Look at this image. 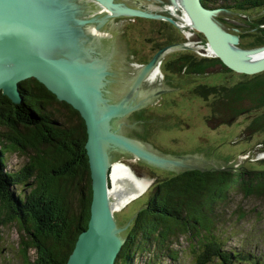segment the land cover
<instances>
[{
    "label": "trees",
    "instance_id": "obj_1",
    "mask_svg": "<svg viewBox=\"0 0 264 264\" xmlns=\"http://www.w3.org/2000/svg\"><path fill=\"white\" fill-rule=\"evenodd\" d=\"M201 2L239 14L264 11V0H231V6H217L218 0ZM248 25L247 32H256L250 47L264 46V15ZM199 39L206 47L204 37ZM178 61L166 66L194 75H206L210 69L232 72L215 57L196 60L185 55ZM194 92L213 99L205 117L209 128L232 125L239 116L264 106V73L231 87L201 85ZM19 93L21 102L14 104L0 92V242L1 228L14 223L25 233L20 241L25 264H66L90 215L85 125L77 111L33 78L19 83ZM259 131H264V115L253 119L243 134ZM17 152L28 154L26 165L17 172L6 170L5 154ZM227 168L183 170L155 180L124 235L115 264H174L181 241L192 246L193 264L239 259L222 253L218 228L235 194L264 200V166ZM29 251L34 252L33 260Z\"/></svg>",
    "mask_w": 264,
    "mask_h": 264
},
{
    "label": "water",
    "instance_id": "obj_2",
    "mask_svg": "<svg viewBox=\"0 0 264 264\" xmlns=\"http://www.w3.org/2000/svg\"><path fill=\"white\" fill-rule=\"evenodd\" d=\"M88 1L97 7L95 12H90ZM168 5L166 8L173 10L176 15L172 16L180 24L155 10L132 8L118 0H0L2 95L19 104V83L33 78L58 101L77 111L85 125L90 215L66 264H115L124 243L120 235L130 224L118 228L109 197L112 152L129 154L151 168L170 173L206 170L185 157L163 155L120 132L122 119L143 107L152 96L141 98V87L162 58L174 50L192 47L172 44L159 49L137 70L125 93L116 100L111 88L119 84V79L111 68L113 54L101 50V30L106 24L115 18L166 21L202 35L210 54L230 71L245 76L264 72V46L238 48V30L227 32L215 19L224 9L205 7L201 0H168Z\"/></svg>",
    "mask_w": 264,
    "mask_h": 264
},
{
    "label": "rangeland",
    "instance_id": "obj_3",
    "mask_svg": "<svg viewBox=\"0 0 264 264\" xmlns=\"http://www.w3.org/2000/svg\"><path fill=\"white\" fill-rule=\"evenodd\" d=\"M220 5L231 6L232 2L231 0H218L217 6ZM227 11L224 9L215 19L225 31L230 33L237 29L236 26H239L243 35H238V48L251 49L250 46L255 41L256 32L253 30L247 32L248 24L250 20L260 16L261 10L251 9L242 14L235 10ZM143 23L131 24L127 20V23L123 24L124 28H115L113 32L117 37L116 45L121 55L127 58L128 64L131 65L145 62L148 58L146 55H149L147 44L149 40H161L170 30L165 29L161 38L155 34L156 25ZM143 29H148V32L142 31ZM172 32L180 40L177 31L172 30ZM144 38L149 39L148 42ZM197 40L201 39L197 37ZM200 46L204 49H198L195 46L190 52L196 60L214 57L206 52L203 43H200ZM178 56L179 53L166 56L160 66L162 77L151 83L149 89L142 88L140 93L141 98L152 96L147 99L148 102L143 107L122 119L120 132L126 137L149 145L163 155L185 157L193 165L202 168L232 166L233 168L256 169L263 167L264 164L260 161L264 160V131L256 132L251 136L244 135L243 131L253 119L264 115V106L239 116L232 125L209 128L205 123V117L210 115V103L213 99L211 97L204 99L194 92L201 85L231 87L248 80L250 76L219 69H210L206 75L176 74L173 68L168 69L166 63ZM126 67L127 72L119 74L120 85L115 84L111 88L116 100L125 93L127 85L136 73L131 66L126 65ZM160 90H165V92L162 95L156 94ZM241 106L248 107V104L243 103ZM110 156L112 168L114 163H121L131 169L137 178L148 184L143 194L113 212L118 228H122L127 223L131 225V218L143 208L155 180L169 176L170 172L151 168L129 154L112 152ZM5 158L6 170L17 172L26 165L28 154L7 153ZM111 186L110 180L109 188ZM227 209L224 223L219 225L217 233L222 253H236L240 256V260L233 259L231 264H264V200L255 197L245 198L235 194ZM128 228L121 233V237L124 238ZM23 234L25 235L14 223L1 228L0 264H25L20 253V241ZM191 247L190 243L181 241L177 248L179 252L177 261L174 264H193L194 257ZM33 253L29 251L31 260H33ZM238 261L241 262L237 263ZM141 263H145L144 259ZM172 263L167 261L164 264ZM217 264L223 263L217 262Z\"/></svg>",
    "mask_w": 264,
    "mask_h": 264
},
{
    "label": "flooded vegetation",
    "instance_id": "obj_4",
    "mask_svg": "<svg viewBox=\"0 0 264 264\" xmlns=\"http://www.w3.org/2000/svg\"><path fill=\"white\" fill-rule=\"evenodd\" d=\"M118 2H123L125 3L127 6L132 7V8H138V9H142V10H148V11H154L157 12V14H160L162 16L165 17H171L174 19V21L177 24H180L178 22V20H175V18L172 15H176L175 13H173V10L166 8V6L168 5V0H118ZM88 6L90 7V12H93L95 9H97V7H94L92 2H87ZM95 12V11H94ZM180 15H182L181 11H180ZM127 20L130 21L131 24H135L137 22H141L143 24H147V23H151L156 25L157 29H156V36H161V38L163 37V34L165 33V29H170L168 30L169 32L166 33V37L162 38L161 40H149V39H145L147 40L146 42L148 46H149V55L146 57L147 60L143 63H135V64H128V59L125 58L124 56L121 55V51L119 50V48L116 45V35L113 33L115 31V28H124L125 25L127 23ZM126 22V23H124ZM121 28V29H122ZM173 31H177L178 35H180V40H178L175 35H173ZM142 31H146L147 30H142ZM184 29H179L178 27H175L174 25H171L169 23H167L166 21H162V20H152V19H144V18H115L113 20H111L108 24H106L101 32L103 34V39L101 40V50L102 52H111L113 54V59H114V63L112 64V71L115 72L119 78V74L120 73H125L127 72V67L125 68L126 65L131 66L135 72H137V70L144 64H146L150 58L162 47L164 46H168V45H172V44H184L187 45L189 47H195L193 46L194 43L198 42L199 40H197V37H200V34H198L197 32L192 31V37L190 39H187V37L185 36L184 33ZM123 33V32H122ZM106 37V38H105ZM165 39V40H164ZM197 40V41H195ZM192 49H187V50H174L172 51V53H167L162 60L160 61L159 64V69L161 66V63L163 62V60L166 58V56H168L169 54H173V53H179V56L175 59L172 60H168L167 62H177L180 58H182V56H188V57H193L195 59V56L192 55V53H190ZM182 51V52H181ZM180 62V61H178ZM118 64V65H117ZM161 71V70H160ZM176 74H187L186 71L182 70L181 72L176 71ZM132 74V73H131ZM135 75V74H134ZM120 85V84H119ZM152 84L144 82V84L141 87L144 89V87H147L148 89L151 87ZM165 92V90H160L158 91L156 94H163Z\"/></svg>",
    "mask_w": 264,
    "mask_h": 264
},
{
    "label": "bare ground",
    "instance_id": "obj_5",
    "mask_svg": "<svg viewBox=\"0 0 264 264\" xmlns=\"http://www.w3.org/2000/svg\"><path fill=\"white\" fill-rule=\"evenodd\" d=\"M161 77L162 73L157 67L151 73L147 83L156 82ZM110 180L112 186L109 188V197L113 212L123 208L132 199L143 194L148 188L147 183L137 178L131 169L121 163L113 164Z\"/></svg>",
    "mask_w": 264,
    "mask_h": 264
},
{
    "label": "built area",
    "instance_id": "obj_6",
    "mask_svg": "<svg viewBox=\"0 0 264 264\" xmlns=\"http://www.w3.org/2000/svg\"><path fill=\"white\" fill-rule=\"evenodd\" d=\"M184 33H185V36L187 37V39H190L191 37H192V31H191V29H187V30H185L184 31ZM199 42V43H198ZM198 42H196V43H194V46H196V47H198V49H204V47L203 46H200V43H201V41H198ZM206 49V52L208 53L209 51H208V49H207V46L205 47ZM209 54H210V52H209ZM211 55V54H210ZM212 56V55H211Z\"/></svg>",
    "mask_w": 264,
    "mask_h": 264
}]
</instances>
